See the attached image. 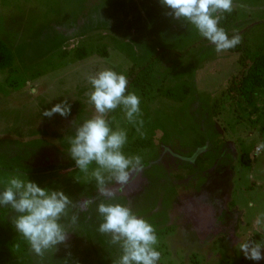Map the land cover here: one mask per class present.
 I'll use <instances>...</instances> for the list:
<instances>
[{"label": "rangeland", "instance_id": "374dc122", "mask_svg": "<svg viewBox=\"0 0 264 264\" xmlns=\"http://www.w3.org/2000/svg\"><path fill=\"white\" fill-rule=\"evenodd\" d=\"M233 9L237 54L218 53L159 0H0V39L15 56L12 70H0V191L18 175L74 204L61 221L67 241L43 258L15 231L18 214L0 207V264H112L121 252L97 230L100 202L130 207L152 225L157 264H264L239 248L264 246V89L250 105L228 96L245 70L241 60L264 54V0H233ZM162 49L185 54L168 55L148 88L131 92L143 135L121 107L105 117L127 131L122 151L140 156L142 170L114 199L98 197L90 176L97 165L82 172L68 152L74 126L94 115L87 77L110 69L127 78ZM62 101L71 106L67 117L42 115Z\"/></svg>", "mask_w": 264, "mask_h": 264}, {"label": "clouds", "instance_id": "9594fccd", "mask_svg": "<svg viewBox=\"0 0 264 264\" xmlns=\"http://www.w3.org/2000/svg\"><path fill=\"white\" fill-rule=\"evenodd\" d=\"M168 9L166 15L186 21L215 46L219 53L234 48L241 42L239 34L229 38L219 27L224 13H231L233 0H159ZM91 86L88 104L94 115L74 126V135L68 137V150L76 167L85 173L93 162L97 167L90 176L96 182L97 196L114 199L117 192L127 185L133 173L142 170L140 156H126L122 149L127 142V131L117 127L113 130L105 117L109 112L122 108L125 118L133 125L143 126L140 98L131 92L126 94L128 80L123 74L104 69L87 77ZM35 93V89L31 90ZM71 106L66 101L55 104L42 115L51 118L54 114L67 117ZM75 122L73 121V125ZM141 136L143 135L140 132ZM264 147V145H261ZM114 185L109 187V185ZM119 185V187H117ZM91 201H85L87 207ZM251 206V205H250ZM0 207H10L18 215L11 220L15 231L30 245V250L43 258L45 253L56 250L68 239V231L61 222L69 217L73 201L60 190L40 187L37 183L21 179L18 175L8 181L0 191ZM97 213L101 217L98 232L110 237V243L118 245L120 256L112 264H157L160 253L155 250L157 236L155 229L143 218L137 217L130 207L122 204L100 202ZM78 217L73 214L70 223ZM18 247V245H17ZM245 259L259 262L264 260V246L253 241L239 244Z\"/></svg>", "mask_w": 264, "mask_h": 264}, {"label": "trees", "instance_id": "16d2710c", "mask_svg": "<svg viewBox=\"0 0 264 264\" xmlns=\"http://www.w3.org/2000/svg\"><path fill=\"white\" fill-rule=\"evenodd\" d=\"M223 19L219 23V27H222L229 38L238 33H231L230 27L235 23L237 18V11L232 9L231 13H224ZM207 40V39H206ZM208 41V40H207ZM232 54H237L243 51L241 42L234 48L228 49ZM183 56L185 53H179L174 50L162 49L153 55L144 65L140 67H132L129 71L127 80L128 92L144 91L150 85L153 75L158 67L168 55ZM77 57L82 60L87 55L85 48H80L76 53ZM104 55H107L104 53ZM241 63L245 70L241 72L239 77H236L228 90V96L238 105H250L254 102L256 93L264 89V54L258 53L249 60H241ZM15 64V56L13 50L0 39V70L10 71ZM140 146H148V142L140 141Z\"/></svg>", "mask_w": 264, "mask_h": 264}, {"label": "crops", "instance_id": "0c3cea01", "mask_svg": "<svg viewBox=\"0 0 264 264\" xmlns=\"http://www.w3.org/2000/svg\"><path fill=\"white\" fill-rule=\"evenodd\" d=\"M253 240H255V237L253 238Z\"/></svg>", "mask_w": 264, "mask_h": 264}]
</instances>
